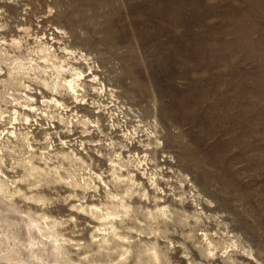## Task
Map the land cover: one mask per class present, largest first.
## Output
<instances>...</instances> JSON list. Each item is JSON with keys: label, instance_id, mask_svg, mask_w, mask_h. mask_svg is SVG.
I'll use <instances>...</instances> for the list:
<instances>
[{"label": "rangeland", "instance_id": "374dc122", "mask_svg": "<svg viewBox=\"0 0 264 264\" xmlns=\"http://www.w3.org/2000/svg\"><path fill=\"white\" fill-rule=\"evenodd\" d=\"M44 41L97 75L83 100L57 96L75 112L42 103L55 75ZM0 91L39 107L0 96V264H264V0H0ZM107 189L136 218L97 249L96 221L72 205L105 203ZM157 203L166 223L147 214Z\"/></svg>", "mask_w": 264, "mask_h": 264}, {"label": "bare ground", "instance_id": "6f19581e", "mask_svg": "<svg viewBox=\"0 0 264 264\" xmlns=\"http://www.w3.org/2000/svg\"><path fill=\"white\" fill-rule=\"evenodd\" d=\"M41 39V38H40ZM15 43L17 42L16 40H13ZM38 41V40H37ZM37 41H35L36 43H37ZM40 41V40H39ZM38 41V42H39ZM19 42V41H18ZM13 43V42H12ZM14 43V44H15ZM16 45V44H15ZM27 45V44H26ZM17 46V45H16ZM19 46V48H20V45H18ZM38 46V45H37ZM36 46L34 45V48H35ZM17 48V47H16ZM18 48V49H19ZM37 48V47H36ZM55 48V47H54ZM62 48V47H61ZM29 49V48H28ZM63 50H65L66 51V53H67V55H69L67 58H63L62 59V56H61V58H60V60H58L57 59V56H56V54L54 53V49H52V46H50V45H47L46 44V42L44 41L43 43L41 42L40 44H39V50L42 52V54H41V56H43V58H44V60H46V62H48V61H50L51 62V64L53 65V67H54V72H55V75L53 76V78L51 79L50 77H48V75H50L49 73H48V75H46L48 78H50L51 80H49V81H47L46 80V78H45V80L43 81H41L42 82V85H43V87H45V89H47L48 91H50L51 92V94L53 95V96H49V99H43L42 98V103H46V104H49V106L51 107V106H54V108H57V110L58 109H61V110H65V111H67V112H69L70 111V113H71V111L72 112H75L73 109H70L69 110V106L67 105V104H65V102L64 101H62L61 99H59L57 96H60L62 93H64V94H66V95H68L69 97H71V99H73L75 102H77L78 100H83L84 98H85V95H84V93L86 92V90H87V87L89 86L87 83V81H90L91 83L92 82H94L95 80H96V78H95V76H97V75H95L94 73H93V71H90V72H88L87 74H84V72L85 71H83L82 69H80V67H78V66H75L74 64H72V63H69L70 61H69V59H73L74 57H72V55L75 53L73 50H70V49H65V48H62ZM30 50H31V48H30ZM34 50H36V49H34ZM57 50V49H56ZM27 51V50H26ZM64 51V52H65ZM76 51V50H75ZM31 52V51H30ZM35 52V51H34ZM33 52V53H34ZM36 53V52H35ZM34 55V54H33ZM38 55H40L39 54V52H38ZM66 55V54H65ZM22 56V55H21ZM26 56V55H25ZM23 57V56H22ZM40 57V56H39ZM38 57V58H39ZM82 57V56H81ZM25 58H27V57H25ZM78 58V57H77ZM76 58V59H77ZM88 58V57H87ZM87 58H83L84 59V61L87 59ZM17 59L19 60V58L17 57ZM23 59V58H22ZM21 59V60H22ZM30 59V58H29ZM33 59V58H32ZM37 59V58H36ZM55 59L58 61H56L55 62ZM16 60V59H15ZM33 60H35V59H33ZM78 60V59H77ZM37 61V60H36ZM39 61V60H38ZM42 61V60H41ZM74 61H76V60H74ZM19 62V61H18ZM21 62V61H20ZM25 62H29L28 60L27 61H25ZM50 62H48L49 63V65L51 66V64H50ZM17 63V62H16ZM23 63H24V61H23ZM31 63V62H30ZM32 64V63H31ZM36 64V63H35ZM22 65V64H21ZM24 65H25V63H24ZM27 65H29L28 63H27ZM37 65V64H36ZM45 65V64H44ZM47 65V64H46ZM30 66V65H29ZM32 66H34V65H32ZM31 66V68H32V70H33V68H35V67H32ZM13 67V66H12ZM38 67V66H37ZM36 67V68H37ZM48 67V66H47ZM16 68V67H15ZM26 68V65L23 67V70ZM27 68H29V67H27ZM25 69V70H28V69ZM92 67L89 65L88 66V69H91ZM9 69H10V67H9ZM17 69H18V67H17ZM38 69V68H37ZM41 69V68H40ZM43 69V68H42ZM39 70L38 72L40 73V71H42V73H43V70ZM51 69V68H50ZM87 69V70H88ZM32 70H30V72L32 71ZM47 70V69H46ZM52 70V69H51ZM10 71H11V69H10ZM13 71V70H12ZM33 71H37V70H33ZM48 71V70H47ZM16 72V71H15ZM28 72V71H27ZM48 72H50V71H48ZM12 73V72H11ZM24 73V72H23ZM29 73V72H28ZM41 73V74H42ZM46 73V72H45ZM86 73V72H85ZM10 74V73H9ZM31 74V73H30ZM36 75L38 74V73H35ZM91 75V77H90V79L88 78V80H85V78H86V76L87 75ZM21 75V74H20ZM19 75V76H20ZM25 75H27V73H25ZM33 75V74H32ZM39 75V74H38ZM13 76V75H12ZM35 76V75H34ZM42 76V75H41ZM41 76H40V78H41ZM44 76V75H43ZM42 76V77H43ZM52 76V75H51ZM9 77H11V74H10V76ZM8 77V80L10 81V78ZM28 77V76H27ZM31 77V76H30ZM33 77V76H32ZM39 77V76H38ZM12 78V77H11ZM35 78H36V76L34 77V81H35V83H36V80H35ZM44 78V77H43ZM42 78V79H43ZM47 78V79H48ZM86 78V79H87ZM21 79H22V76H21ZM21 79H20V81H21ZM24 79H26V77L24 78ZM28 79V81H29V79H31L30 81H32V78H27ZM37 79V78H36ZM98 79V78H97ZM12 80V79H11ZM19 80V79H18ZM41 80V79H40ZM19 81V82H20ZM39 81V80H38ZM37 81V82H38ZM98 81H99V79H98ZM40 82V81H39ZM96 82V81H95ZM94 82V83H95ZM32 83V82H31ZM102 83V82H101ZM18 84H20V83H18ZM26 84V83H25ZM25 84H23V83H21L20 84V86L21 85H23V88H25V89H27V87L29 88V86L28 85H25ZM34 84V83H33ZM37 84V83H36ZM40 85V84H39ZM91 86V85H90ZM89 86V87H90ZM93 86V85H92ZM42 87V86H41ZM88 87V88H89ZM94 87V86H93ZM97 87V86H96ZM99 87H100V83H99ZM32 88V87H31ZM104 88V87H103ZM103 88L101 89V90H103ZM30 89V88H29ZM95 89V88H94ZM93 89V90H94ZM24 90V89H23ZM28 90V89H27ZM96 90V89H95ZM31 91H33L32 89H31ZM30 91V92H31ZM6 92V91H5ZM29 92V93H30ZM88 92V91H87ZM97 92V91H96ZM101 92V91H100ZM100 92H99V94H100ZM9 92H7V93H4V94H1V91H0V96L1 97H3V99L4 100H6V97H7V100L8 99H10L9 100V102L11 103V102H13V103H16L15 105H17V104H19V105H22L23 106V108L24 109H27L28 111H30V112H36L37 110H38V108L39 107H35V105H33L32 104V102H33V100H34V98L31 96V95H28L27 93H23L21 96H20V100H18L19 99V97H18V95L16 96L15 94H8ZM7 100L5 101V102H7ZM44 100V101H43ZM80 102V101H79ZM101 102V101H100ZM100 102H97V103H100ZM19 105H17V106H19ZM99 105V104H98ZM104 105V104H103ZM101 106V104L99 105V106H101V107H105V106ZM53 108V107H52ZM2 109V108H1ZM69 110V111H68ZM3 111V110H2ZM39 111V110H38ZM0 112H1V110H0ZM12 112V111H11ZM25 112V111H24ZM58 113H59V111H58ZM62 113V112H61ZM64 113V112H63ZM78 113V112H77ZM1 114H2V112H1ZM0 114V115H1ZM8 114H11V113H8ZM12 114L13 115H11V117H13V119L11 118L10 120H13V122L15 121V120H17V118H18V115H19V117H20V114L18 113V111L16 110V109H14L13 110V112H12ZM34 114H36V113H34ZM45 114H47V113H45ZM72 114H74V113H72ZM3 115V114H2ZM1 115V116H2ZM48 115V114H47ZM59 115V114H58ZM65 115H67V114H65ZM64 115V116H65ZM77 116H78V114H76ZM76 115H74L73 117H75ZM69 116H70V114H69ZM81 116V115H80ZM46 117H48V116H46ZM54 117V116H53ZM59 118H60V120L61 121H63V119H64V117L62 116V117H60V115H59ZM83 118H84V116H83ZM22 122H24V123H27L28 121H29V119H30V116H28L26 113L24 114L23 113V116H22ZM49 119V118H48ZM51 119H52V117H51ZM69 119V118H68ZM74 119H76V118H74ZM73 118H72V120H74ZM85 119V118H84ZM86 119L87 120H82V126H84L85 124H86V121H87V123H88V118L86 117ZM10 120H8V121H10ZM65 120H67V119H65ZM20 121V120H19ZM19 121H18V124H19ZM75 121V120H74ZM78 121V120H77ZM12 122V121H11ZM16 122V121H15ZM66 123H69V125L71 124V121L69 120L68 122L67 121H65ZM17 123V122H16ZM64 123V122H63ZM65 123V124H66ZM98 123V122H97ZM10 124H12V123H10ZM14 124V123H13ZM24 125V124H23ZM86 125H88V124H86ZM85 125V126H86ZM11 126V125H10ZM66 126H68L67 124H66ZM16 127V126H15ZM24 127H25V125H24ZM12 128H13V125H12ZM27 128V127H26ZM69 129V128H68ZM4 130V129H3ZM8 130V129H7ZM133 130V129H132ZM134 131V130H133ZM1 132H2V130H1ZM6 133V130L5 131H3V133ZM7 132H9V135L11 134L12 135V137H14L13 139H15V137L17 138V139H19L18 137H20V135L22 136V138L27 134V133H25V135H23V134H17L16 132H15V130H8ZM84 132V131H83ZM135 133V132H134ZM8 134V133H7ZM47 134V133H46ZM2 135V134H1ZM0 135V136H1ZM5 135V134H4ZM10 135V136H11ZM17 135H19V136H17ZM29 135V134H28ZM46 136V135H45ZM125 136V135H124ZM9 137V136H8ZM126 137V136H125ZM131 137V136H130ZM27 138V137H26ZM24 139V140H27V139ZM127 138V137H126ZM4 139V138H3ZM6 139V138H5ZM21 139V138H20ZM130 139V138H129ZM1 141H2V139H0ZM7 140V139H6ZM4 141V140H3ZM23 141V140H22ZM7 142V141H6ZM11 142V141H10ZM25 142V141H24ZM28 142H30V141H28ZM82 142V141H81ZM1 143V142H0ZM4 143V142H3ZM23 143V142H22ZM25 143H27V141L25 142ZM29 144V143H28ZM28 144H26V145H28ZM5 145V144H4ZM7 146V145H6ZM151 146V145H150ZM1 147V146H0ZM3 148H5V147H2V149ZM27 148H30L29 150L31 151V146L30 147H27ZM1 149V150H2ZM6 149V148H5ZM5 149H3V151L5 150ZM28 150V151H29ZM32 150H33V147H32ZM42 151V150H41ZM1 152V151H0ZM6 152V151H5ZM4 152V153H5ZM31 153V152H30ZM42 153V152H41ZM1 155V154H0ZM32 155H33V153H32ZM2 156V155H1ZM66 156V155H65ZM71 157H73V158H77V156H76V154H73ZM70 157V158H71ZM46 158V157H45ZM44 158V159H45ZM2 159V158H1ZM1 159H0V162H2L1 161ZM46 160V159H45ZM74 160V159H73ZM76 160H78V159H76ZM24 161V160H23ZM26 161V160H25ZM121 161V160H120ZM22 163L23 162H21L20 164L22 165ZM24 163H28V162H24ZM1 164H3V163H1ZM19 163H18V165H20ZM116 164H118V163H116ZM122 164V163H121ZM23 165H25V164H23ZM22 165V166H23ZM30 165V164H29ZM33 165V164H32ZM21 166V167H22ZM34 166H36V165H34ZM115 166H117V165H115ZM118 166H119V164H118ZM122 165H120V167H121ZM26 167H27V165H26ZM32 167V166H31ZM30 167V168H31ZM87 167V166H86ZM114 167V166H113ZM2 168V167H1ZM22 168H25V166H23ZM33 168V167H32ZM38 168V167H37ZM54 168H57V167H54ZM115 168V167H114ZM121 168H123V167H121ZM27 169V168H26ZM25 169V170H26ZM29 169V168H28ZM27 169V170H28ZM53 169V168H52ZM58 169V168H57ZM35 170V169H34ZM38 170V169H37ZM118 170V169H117ZM29 171H30V169H29ZM42 171V170H41ZM46 171V170H45ZM44 171V172H45ZM89 171V170H88ZM116 171V170H115ZM156 171V170H155ZM0 172H3V171H1L0 170ZM27 172V171H26ZM34 172V171H33ZM37 172H39V171H37ZM43 172V171H42ZM53 172H54V169H53ZM32 173V172H31ZM41 173V172H40ZM91 173V172H90ZM129 173V172H128ZM2 174V173H1ZM27 174H30V172H27ZM33 174V173H32ZM116 174V173H115ZM118 175H119V173H117ZM116 174V175H117ZM93 176H94V174H92ZM97 175L98 174H96V178H98L97 177ZM128 175V174H127ZM130 175V174H129ZM156 175V174H155ZM3 176V175H2ZM1 176V177H2ZM24 176V175H23ZM60 176V175H59ZM91 176V175H90ZM101 176V175H100ZM99 176V177H100ZM115 176V175H114ZM132 176V175H131ZM130 176V177H131ZM4 177V176H3ZM26 177V176H25ZM24 177V178H25ZM38 177V176H37ZM44 177V176H43ZM117 177H120V176H117ZM125 177V176H124ZM153 177H154V173H153ZM5 178V177H4ZM33 178V177H32ZM53 178V177H52ZM81 178V177H80ZM79 178V179H80ZM121 178H122V176H121ZM126 178V177H125ZM132 178V177H131ZM152 178V177H151ZM7 179V178H6ZM9 179V178H8ZM79 179H78V181H79ZM91 179V178H90ZM120 179V178H119ZM4 180V179H3ZM10 180H13V179H10ZM82 180H83V178H82ZM82 180L80 181L81 183H84V182H82ZM101 180V183H103L105 186H106V188H108V186H107V184L105 183V182H107V181H105L104 182V180H102V179H100ZM115 180V179H114ZM127 180V179H126ZM1 181H2V179H1ZM5 181V180H4ZM7 181V180H6ZM21 181V180H20ZM99 181V180H98ZM131 181V180H130ZM3 182V181H2ZM11 182V181H10ZM77 182V181H76ZM88 181H86V183H87ZM123 182V181H122ZM133 182V181H132ZM4 183V182H3ZM5 183H7V182H5ZM75 183V182H74ZM86 183H84V185H83V187L84 186H86ZM118 183V182H117ZM131 183V182H130ZM134 183V182H133ZM132 183V184H133ZM153 183H155L154 181H153ZM8 184V183H7ZM6 184V185H7ZM10 184V183H9ZM14 184V183H13ZM88 184H90V183H88ZM4 185V184H3ZM11 186H12V184H10ZM94 185V184H93ZM115 185V184H114ZM151 185H152V182H151ZM9 186V185H8ZM88 186V185H87ZM1 187H3L2 186V184L0 185V188ZM78 187V186H77ZM89 187H92V186H89ZM110 187V186H109ZM157 187V186H156ZM4 188V187H3ZM2 188V189H3ZM6 188H7V186H6ZM6 188H4V189H6ZM11 188V187H10ZM13 188V187H12ZM85 188V187H84ZM14 189V188H13ZM94 189H96V187L94 186ZM109 189V188H108ZM106 190V192H105V194H106V197H107V199L108 200H106V201H108V202H106L105 201V203H99V205H95V204H90V205H87V204H84V205H82V203H78V204H75V205H72V207H73V209L74 210H80V211H82L83 210V212L82 213H84V211L85 212H87V214L92 218V219H94L95 221H96V225L95 226H93L94 227V230H93V233H91L92 234V244H95L96 246H97V249L99 248H102V249H105V248H109V245L111 244L110 242H112V241H117L118 240V242L120 241V240H125V239H127V237H126V235L125 234H121L120 233V231H119V226H121L122 228H126L127 230H131V229H133V228H131V227H128V226H126L125 225V218H129V219H135L136 218V216L135 215H133L132 213H130L131 211H133L134 210V208H133V206L126 200L127 198L126 197H123V195H121V194H119L118 192H111L110 190ZM130 189V186H127V189L126 190H129ZM1 190V189H0ZM12 190V189H11ZM117 190V189H116ZM3 191V190H2ZM2 191L0 192L1 194H2ZM4 191H6V190H4ZM3 191V192H4ZM8 192V191H7ZM11 192V191H10ZM15 192V191H14ZM17 192V191H16ZM125 192V191H124ZM9 193V192H8ZM126 193V192H125ZM5 194V193H4ZM7 194V193H6ZM5 194V195H6ZM10 194V193H9ZM143 194V196L144 197H146V194L145 193H142ZM3 195V194H2ZM1 196V195H0ZM4 196V195H3ZM11 196V195H10ZM71 196V195H70ZM125 196V195H124ZM142 196V195H141ZM73 197V196H72ZM1 198V197H0ZM83 198V197H82ZM126 198V199H125ZM129 199V198H128ZM158 199V198H157ZM79 200V199H78ZM81 200V199H80ZM80 200H79V202H80ZM156 200V199H155ZM83 202V201H82ZM167 206H165V205H162V206H160L158 203L155 205V209L152 211V210H148V216L149 217H151V219L153 220V222L154 223H156V224H159V223H166V218H168V215H167ZM169 212V211H168ZM170 213V212H169ZM84 214H86V213H84ZM55 223V222H54ZM59 223V222H58ZM138 223H140L139 221H138ZM52 225H54V224H52ZM32 226V225H31ZM50 228V227H49ZM54 228H55V226H54ZM41 229V228H40ZM35 230V229H34ZM42 230L44 231V229L42 228ZM55 231H56V229H54ZM156 230H160L159 229V227L157 226V228H156ZM155 230V231H156ZM55 231H54V233H55ZM135 231H137L138 232V234L140 235V234H142L143 233V231H142V227H139V228H136L135 229ZM164 231V230H163ZM41 232V231H40ZM53 232V231H52ZM57 232V231H56ZM53 233V234H54ZM56 234V233H55ZM206 235V234H205ZM50 236V235H49ZM52 236V235H51ZM59 236V235H58ZM57 236V237H58ZM53 241L52 242H54V246L53 247H51V248H53L54 249V251L56 252V253H58V252H61V253H63V251H64V249L61 247L62 245H59V243L58 242H60V239L59 238H55V237H53ZM52 240V239H51ZM59 240V241H58ZM63 241V240H62ZM126 241V240H125ZM124 241V242H125ZM50 242V241H49ZM76 242V241H75ZM78 242V241H77ZM123 242V241H122ZM48 243V242H47ZM64 243V242H63ZM79 243V242H78ZM51 244V243H50ZM49 244V245H50ZM60 244H62L61 242H60ZM76 244V243H75ZM80 244V243H79ZM52 245V244H51ZM70 245V244H69ZM77 246H78V244H77ZM151 253H150V256H151V259L154 261V262H158V260H159V253H158V251H157V247H156V245L153 243V244H151ZM66 252V251H65ZM64 252V253H65ZM84 259H85V257H84ZM39 260H42V259H39Z\"/></svg>", "mask_w": 264, "mask_h": 264}]
</instances>
